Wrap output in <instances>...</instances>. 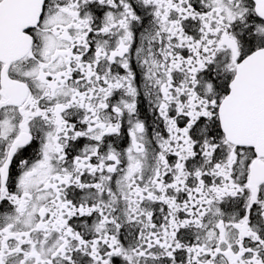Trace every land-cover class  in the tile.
<instances>
[{"label": "snow or ice", "instance_id": "snow-or-ice-1", "mask_svg": "<svg viewBox=\"0 0 264 264\" xmlns=\"http://www.w3.org/2000/svg\"><path fill=\"white\" fill-rule=\"evenodd\" d=\"M0 264H264V0H0Z\"/></svg>", "mask_w": 264, "mask_h": 264}]
</instances>
